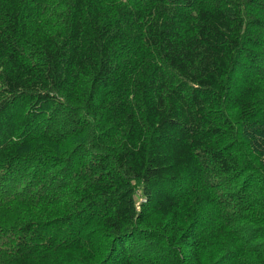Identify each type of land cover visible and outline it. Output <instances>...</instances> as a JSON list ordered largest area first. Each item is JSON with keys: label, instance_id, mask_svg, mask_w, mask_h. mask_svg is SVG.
<instances>
[{"label": "trees", "instance_id": "16d2710c", "mask_svg": "<svg viewBox=\"0 0 264 264\" xmlns=\"http://www.w3.org/2000/svg\"><path fill=\"white\" fill-rule=\"evenodd\" d=\"M0 264H264V0H0Z\"/></svg>", "mask_w": 264, "mask_h": 264}, {"label": "bare ground", "instance_id": "6f19581e", "mask_svg": "<svg viewBox=\"0 0 264 264\" xmlns=\"http://www.w3.org/2000/svg\"><path fill=\"white\" fill-rule=\"evenodd\" d=\"M26 91V90H25ZM18 92V91H17ZM2 94V93H1ZM261 99H262V97H261ZM259 102V101H258ZM255 106H256V104H255ZM21 108V107H20ZM23 109H25V108H23ZM126 214V213H125ZM120 222V221H119ZM129 224V223H128ZM127 225V224H126ZM40 234V233H39Z\"/></svg>", "mask_w": 264, "mask_h": 264}]
</instances>
